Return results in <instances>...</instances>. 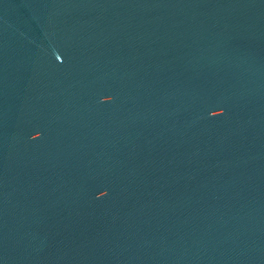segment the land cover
<instances>
[{
  "label": "water",
  "instance_id": "obj_1",
  "mask_svg": "<svg viewBox=\"0 0 264 264\" xmlns=\"http://www.w3.org/2000/svg\"><path fill=\"white\" fill-rule=\"evenodd\" d=\"M0 264H264V0H0Z\"/></svg>",
  "mask_w": 264,
  "mask_h": 264
}]
</instances>
